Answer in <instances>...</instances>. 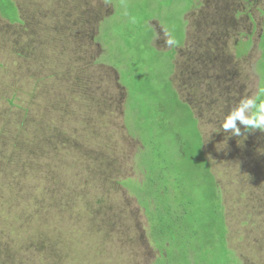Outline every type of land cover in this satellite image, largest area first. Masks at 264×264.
Wrapping results in <instances>:
<instances>
[{
  "label": "rangeland",
  "instance_id": "rangeland-1",
  "mask_svg": "<svg viewBox=\"0 0 264 264\" xmlns=\"http://www.w3.org/2000/svg\"><path fill=\"white\" fill-rule=\"evenodd\" d=\"M14 1L19 22L0 19V264H153L159 255L150 236L173 243L174 233L180 242L171 248L166 242L156 264L197 263V246L201 264H264V130L241 126L242 134L232 136L221 127L232 105L258 91L264 99L256 72L264 63H257L264 0ZM130 16L135 23L147 18L153 30L136 27ZM123 26L129 43L155 31L156 50L167 47L163 30L176 44L186 34L228 72H216L218 86L209 91L210 83L197 79V60L186 59L189 49L160 56L149 45L142 57L161 63L125 61L135 56L124 62L113 46L108 64V50L96 39ZM247 39L251 47L238 57L246 42L235 45ZM152 76L144 96L130 87ZM170 89L183 105L174 104ZM130 111L132 127L136 112L151 119L156 111L157 120L141 132L139 117L132 136L123 125ZM197 131L218 186L224 243L197 231V202L211 185L197 170ZM176 174L182 196L154 188L139 200L131 188L144 178L169 188ZM159 198L170 215L158 213ZM209 203H199L203 213ZM183 250H191L188 258Z\"/></svg>",
  "mask_w": 264,
  "mask_h": 264
},
{
  "label": "trees",
  "instance_id": "trees-1",
  "mask_svg": "<svg viewBox=\"0 0 264 264\" xmlns=\"http://www.w3.org/2000/svg\"><path fill=\"white\" fill-rule=\"evenodd\" d=\"M7 1V6L10 7V9L12 10L13 14L12 16L8 15L5 7L3 5V0L2 3L0 2V14L3 18H5L6 20H8L10 23H17L19 22V18H18V10L17 7L15 5V3L12 0H6ZM142 18V17H140ZM148 22V23H146ZM158 25L160 26V22L157 21ZM136 27L144 25V28H150L151 30H153V27L149 25V20L146 19H140L139 21H137V23H135ZM121 32H115L110 34V36H104L102 39L98 38L96 40L102 41L104 43V47L107 48L108 50V55L105 58V60L108 64H112L110 61V55L113 54V46H119V51L122 52V55L124 56L123 61L126 59L127 56H135L133 58H131L129 60H125L126 62H130L136 65H142V63H150L152 65L154 64H159L161 63L162 59H151V58H145L142 57L144 54L143 53H147L148 49H150V52H153L155 54H158L160 56L165 55L163 52L156 50L155 48H153L151 46L152 44V39H153V34L150 33L145 35V40L141 37L140 40L138 39H132V43H129V34H127L125 32V27L123 26L121 29ZM95 40V41H96ZM110 40H113L112 42H110ZM139 40V41H138ZM136 41H138L136 43ZM139 43H142L141 45H139ZM147 45H149V48L146 49ZM103 47V48H104ZM105 51V49H103ZM112 50V52H110ZM145 50V51H144ZM259 50H260V61L264 60V34H262L261 38H260V45H259ZM107 54V51H106ZM105 56V55H104ZM122 61V62H123ZM124 61V62H125ZM259 61V62H260ZM113 66V65H112ZM259 77H260V83L264 82V63L260 64V69H259ZM152 74V73H151ZM156 78L152 76V79H149L147 81H140L138 79H134L133 82L131 83L130 87L133 88V90H136L140 96H144V93L146 90H148L151 86H152V82L154 81ZM120 85L128 90V87L123 85L121 82V78H120ZM260 85V84H259ZM171 91L173 89H170ZM156 96H158V94H155ZM172 96L175 100V103L177 105V107H179L180 105H183L182 103H180L178 97L176 96V93L174 92V90L172 91ZM127 99V97H126ZM160 99V98H157ZM132 112L130 111L128 116L126 117V119L124 118V122L123 125L125 127H127V131L128 132H132V136H134L133 131H138L139 132V117H142V119L144 120V125L141 127V132L144 131L148 126H145L146 123H150L151 120L156 121L157 117L155 116V114L157 113L156 111H154L151 119L148 115H145L147 112H141L135 113V118L133 117L134 121V125L133 127L131 126L130 123V114ZM150 132V129L148 131V133ZM197 133V156L198 159L197 161L201 160L202 163L197 167V170H202L203 174L208 175L206 177V179L208 180V182L211 184L210 187L208 189H206L205 193L201 196L200 200L197 202V211H200L201 215L199 213H197V231L202 234L204 237L210 238V239H215L216 236H218V240L220 242L225 241V237H226V225L224 222V213H223V208L221 206V203L218 205V202L220 201L219 199V195H218V186L217 184L214 182L212 175L210 174L209 168H208V162L205 160V158L203 157V150H202V140L201 137L199 135L198 132ZM196 148V146H195ZM144 149V148H143ZM190 149V148H187ZM196 150V149H195ZM141 172L144 173V176L147 175L148 178L149 177V173L147 174V172L145 173L143 170L144 169H139ZM161 174V173H159ZM163 175V174H161ZM151 179V178H150ZM198 180H201L200 177H198ZM166 182V181H165ZM161 183L160 179H156V185H158V187L155 186V184L152 183V181H144L141 184L136 185L135 187H132V183L128 182L127 184L129 186H131L132 190L134 193L138 194V195H142L139 197V200H141L142 198H144V194L143 192L145 191H150L151 189H156V191L158 192V188L159 190L162 192L163 195H168L170 197H174L172 195H176L178 194L179 196H182V191H183V184H182V179L180 178L179 174L174 175V178H170L168 180V185L169 188L166 187V184ZM125 184V183H124ZM125 184V185H127ZM203 189L201 187V183H197V194L202 192ZM172 194V195H171ZM168 197L166 196H162V199H167ZM191 198V195L188 193V197H187V202L190 204L189 208H192V204L189 201ZM162 199L159 198L158 201V205L155 206L158 211V213L160 214H168L170 215L168 212V209L165 207V205L162 202ZM207 199H210V203H209V207L206 210V213H203L204 209H201L198 205L199 203H202L204 201H206ZM207 207V206H206ZM206 209V208H205ZM147 209L144 211L146 213ZM164 217H159V223L158 225L160 226H164L163 222H164ZM220 220V223L218 224L217 221ZM216 222V223H215ZM148 223V221H147ZM151 230V227L149 226V231ZM180 235H177V233H174L173 235V243H171L169 240L164 239V241L159 242L157 241L155 238H151L150 236V240L152 242V244L154 245V247L156 248L157 252H158V258L156 259L155 262H153V264H156L157 261H159L160 258H162V256L164 255V249L167 248L166 246V242L169 243L168 246H170V248L172 246H177L178 243L180 242ZM216 240V239H215ZM196 245V242H195ZM221 247H224V244L221 245ZM21 248L23 249V246H21ZM189 251L191 250H183L182 252V258L184 259V257L188 258L189 255ZM202 253V249L200 247L197 246V263H195V261H191L190 264H201L199 261V256L200 253Z\"/></svg>",
  "mask_w": 264,
  "mask_h": 264
},
{
  "label": "crops",
  "instance_id": "crops-1",
  "mask_svg": "<svg viewBox=\"0 0 264 264\" xmlns=\"http://www.w3.org/2000/svg\"><path fill=\"white\" fill-rule=\"evenodd\" d=\"M13 2L15 3V5L17 7L18 4H16V2L14 0H13ZM197 8H198V6H197ZM17 10H18V13H19V6H18ZM0 19H5V18H3L1 16V14H0ZM149 25L152 26L150 24V21H149ZM186 25H187V22H186ZM159 30H160V28H159ZM185 33H186V28H185ZM157 35L158 34H156L155 31H154V36H153V39H152V45L153 46H154L153 40L157 39L156 38ZM168 35H170V34L169 33H164V30L161 32V38L164 37L165 39H167ZM261 36L259 37V39L261 38ZM244 42H246L247 48L245 50H243V53H241V54H238L237 51H236V54H237L238 57H241L244 54V52L247 53V51L251 47V39L250 40L247 39L246 41H240L239 43H237L235 45V47L237 48L238 46H240L241 43H244ZM194 43L197 45V50H196V47H194ZM259 45H260V40H259V44H258L259 58H258L257 63H259V61H260V53H261L260 50H259ZM153 48H156V47L154 46ZM236 48H235V50H236ZM186 49H189L191 51V53L188 56H186V59H188V60H192V59L197 60V69H198V71H197V79H199V81H203V84L207 85V86H208V83H210L209 84V91H210V88L217 87L218 85L215 82H218L219 78L216 76L215 73L216 72H218V73H220V72L226 73L228 71L226 69H224V68L222 69L224 64L216 65V64H213L212 62H210V58L213 56L214 53L212 51H209V48H208L207 52L204 51L202 49V47L200 46V44L198 43L197 39L195 40V39L186 38V34H185L183 36L182 40L178 44H176V41L174 40V44L167 45L166 48L160 49L158 51H161L163 53H171L174 57H176L177 55L179 57H181L182 51L186 50ZM193 49L196 50L195 53L193 52ZM191 57H193V58H191ZM174 59L172 61L173 65H175ZM199 65H200V67H199ZM258 71H259V69H258L257 64H256V72H258ZM202 73H204V74H202ZM257 75L259 76V72L257 73ZM221 78H223V77H221ZM260 81L261 80H260V77H259V84H260ZM258 89L260 90V85H259ZM258 95H259V91H258V94L254 98L257 99ZM202 96L206 97L208 95L204 94ZM180 103H182V101H180ZM236 106L237 105H232L231 108L234 109ZM223 116H226L225 113H224ZM194 118L196 119L195 124H197L198 130H199V125H198L196 116ZM249 130H247V131H249ZM197 132L199 133V135L201 137L202 135H201L200 131H197ZM201 140H202V137H201ZM202 141L204 142V140H202ZM203 142H202V147H203Z\"/></svg>",
  "mask_w": 264,
  "mask_h": 264
},
{
  "label": "clouds",
  "instance_id": "clouds-1",
  "mask_svg": "<svg viewBox=\"0 0 264 264\" xmlns=\"http://www.w3.org/2000/svg\"><path fill=\"white\" fill-rule=\"evenodd\" d=\"M125 15L128 14L125 13ZM129 20L131 23L136 22V18L132 16L129 17ZM166 44H174V39L170 35L167 36ZM241 126L245 131L249 129L264 130V99L258 100L252 97L243 99L227 114L221 125L222 129L232 136L242 134Z\"/></svg>",
  "mask_w": 264,
  "mask_h": 264
}]
</instances>
